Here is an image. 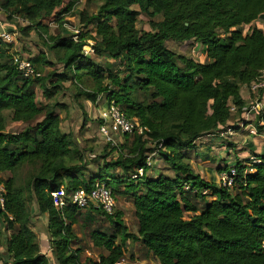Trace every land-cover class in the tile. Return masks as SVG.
I'll return each instance as SVG.
<instances>
[{
  "label": "trees",
  "instance_id": "trees-1",
  "mask_svg": "<svg viewBox=\"0 0 264 264\" xmlns=\"http://www.w3.org/2000/svg\"><path fill=\"white\" fill-rule=\"evenodd\" d=\"M83 1L0 0V12L10 24L20 18L28 23L19 28V37L35 33L46 50L28 58L38 75L26 78L14 62L16 55L23 58L16 44L0 36V174L24 166L45 171V177L32 181L31 196L40 215H47L56 264H117L130 242H142L160 264H264V156L257 165L240 161L232 166L237 176L227 189L196 173L188 155L204 137L236 132L244 120L242 90L264 71V30L251 27L244 35L238 29L264 18V0H104L95 14L79 10ZM143 15L162 21L143 31L138 29ZM68 16L78 17V34L64 35ZM53 21L63 35L51 34ZM169 41L201 43L209 63L176 53L166 46ZM90 42L93 55L85 56ZM49 52L63 72L43 76L46 67L55 65ZM102 58L109 60L103 64ZM66 83L78 101L96 104L104 96L138 127L123 143L105 145L113 147L107 156L115 159L106 158L95 175L84 150L61 131L58 110L68 112L67 105L50 107V87L64 90ZM38 84L49 100L45 105L37 101ZM6 112L13 123L28 125L18 136L7 132ZM156 151L154 160H164L174 176L154 177L155 166L147 167V159ZM141 168L144 176L133 179ZM117 171L123 176L115 177ZM98 183H105L115 200L118 189L112 184L128 188L137 233L117 209L113 215L94 207L59 210L52 202V193L62 187L71 194L91 191ZM0 184L7 190L0 225L6 224L3 237L12 264H51L37 243L36 218L27 211L23 188L14 177H0ZM95 212L112 223L111 229L89 233L94 246L106 252L99 260L74 248L79 241L75 226Z\"/></svg>",
  "mask_w": 264,
  "mask_h": 264
},
{
  "label": "rangeland",
  "instance_id": "rangeland-1",
  "mask_svg": "<svg viewBox=\"0 0 264 264\" xmlns=\"http://www.w3.org/2000/svg\"><path fill=\"white\" fill-rule=\"evenodd\" d=\"M104 0H84L81 5L79 6V10L87 9L90 13L95 14L98 12V8L103 4ZM5 15L3 12H0V15ZM6 16V15H5ZM3 21L6 19L4 16L1 18ZM67 22L69 23L68 26L64 29L63 33L64 35H70L73 33H76V31H79V20L77 16H68L66 17ZM162 21L161 17H157L155 20H150L146 15H143L140 17L138 22V29L143 31H148L153 28L154 22ZM8 22V21H7ZM9 23V22H8ZM50 32L52 35H63L62 29L60 28L59 24L57 22H50ZM28 25V23L23 19L17 20V30L14 33L15 36L19 34V28L24 27ZM251 27H256L259 29L264 30V18L261 20L255 22L251 26H243L239 28L238 30L242 31L244 35H246ZM171 43H167L166 46L168 48H171ZM190 45L188 44V47ZM188 47H182V45L179 44V47H176V52H181L184 54L189 55ZM202 48V50H201ZM15 50L18 52V54L22 55L24 58H33L35 56H38L39 54H42L46 50L42 47V42L39 38V36L35 33H32L30 38L22 39L21 37L18 38V42L15 45ZM200 51V55L204 53V47L201 43H198L196 45V51ZM192 52V51H191ZM50 60L55 64L54 66H48L45 68V73L43 76H46L52 72L62 73L63 68L60 64H58L57 59L54 55V53H48ZM199 52H196V55L193 54L194 57L198 59L201 56L199 55ZM108 58H102L98 59L99 62L106 64L108 62ZM64 90H62L61 87H50V93H52L53 97V104L56 102L65 104L68 107V112L66 110L59 111V114L62 117V123H61V131L63 133H70L72 135L73 141L75 143L76 147H79L81 150H84V154L86 158H90L88 161V164L90 166L88 167V170L90 173L97 174L100 168H103L105 166L106 158L109 159H115V156L108 157L107 154L113 147H105L106 143L102 136L99 134V122H98V115H94L96 107L94 104L93 106H89V112L87 113L86 109L82 110L80 108V104L82 105L83 100L78 101L75 99L74 96V88H71L70 83H66ZM36 91H37V101L40 105H45L49 103V100L45 98L43 88L40 84L36 85ZM104 96L101 97L99 100V106L103 103ZM83 102V106L84 103ZM91 103V102H90ZM49 107V108H50ZM87 114V117H86ZM7 119L10 117L9 113H5ZM97 119V120H96ZM28 125L21 124V123H13L10 118L8 119V126H7V132L13 135L18 136ZM228 139L231 141V138H228L225 136L224 140ZM215 141L218 140L215 144H211V142L208 143V145H213V148L216 149L207 152L210 153V157H207V154L201 155L202 157H197L198 152L196 149L189 152L190 161L192 163V167L196 173H199L204 178L207 179L209 182H217V168L216 166H220L222 163H224V160H222V157H225L223 146L225 144L223 143V139L215 138ZM132 138H129V144L132 143ZM127 144L129 147L130 145ZM149 148L153 149V151L156 149L155 145H148ZM212 149V147H211ZM203 153V152H201ZM211 153H216L215 155H212ZM220 153V154H219ZM93 157V158H92ZM117 157V156H116ZM193 157V158H192ZM215 157V158H214ZM94 159V160H93ZM97 159V160H96ZM202 161H200V160ZM92 160V161H91ZM98 161V162H97ZM158 161V162H157ZM227 162V167L230 170L232 168V163ZM213 163V165H212ZM212 165V166H211ZM167 164L164 160H155V168L153 169V175L158 174L159 172H165L168 174V168ZM115 173V172H114ZM221 175V174H220ZM220 175L217 176L220 179ZM46 173L43 170L37 169L36 167L32 166H24L19 168L15 173H4L0 174V177L2 180L6 181L9 178H16L17 184L23 188L24 190V199L27 204V211L28 213H32L33 216H35V229L36 233L38 235L37 243H39L40 248L43 252V254L47 255L50 259L51 264H56L54 253L52 250L51 243L49 241V236L47 233V215H40L38 211L37 203L35 202L34 198L31 196V183L36 177H45ZM117 176H123V173L120 171H117L115 173V177ZM219 183V181H218ZM122 185V184H120ZM111 189H115L116 191V203H117V212H120L124 216V222L128 226L129 230L131 232L137 233V220L134 215V206L133 201L131 198V195L129 194L128 188H124L122 186L121 188L116 187L115 185H111ZM86 211H82V213H86ZM188 217V214L186 215ZM112 223H110V220L108 217L100 212L92 213L91 219H86L84 216L80 218V222L78 225L75 226V231L78 236V243L75 245L74 248H82L84 250V255L87 257H90L94 260H99V258L106 254V252L103 249L97 248L92 243L89 233L92 229H98V230H105V229H111ZM0 253L3 254L5 262L4 264H12V260L7 255L6 250V242L3 235L6 233V224L0 225ZM10 235V233L8 234ZM127 258L130 259L131 264H160L158 260L151 256L150 253L144 248L142 245V242H130L128 244L127 248Z\"/></svg>",
  "mask_w": 264,
  "mask_h": 264
},
{
  "label": "built area",
  "instance_id": "built-area-1",
  "mask_svg": "<svg viewBox=\"0 0 264 264\" xmlns=\"http://www.w3.org/2000/svg\"><path fill=\"white\" fill-rule=\"evenodd\" d=\"M77 34L79 33L76 31ZM8 43H17L19 34L17 36L14 33H3L0 35ZM78 37L75 38V41ZM90 45L84 48L85 56L93 55V50ZM15 65L22 75L26 78H33L37 76L36 70L33 63L28 58H21L18 55L14 58ZM249 92V102L245 105L244 109L246 114L251 112H259L262 108V101L254 100L251 95L257 96V99L264 93V71L258 79L251 84L250 87L245 88ZM107 107L101 112L100 119L102 124L99 125V134L103 137L106 144H112L116 146L118 144V138L125 137L126 135H131L137 130V125L128 120L125 115L120 111V108L115 104H108L105 101ZM232 112H236V108L232 107ZM227 132L233 134L231 129H227ZM161 148V146H160ZM157 155V151L149 155L147 159V167L151 168L154 165V158ZM261 155L251 156L249 159L250 165H257L262 162ZM145 170L143 168L137 170L133 175V179H138L143 177ZM237 176V171L235 167L222 173L220 175L219 184L227 189H232L235 184V179ZM6 187L4 184H0V209L5 210L6 206ZM52 202L54 206L59 210H64L68 207H78L79 209H86L94 207L97 210L103 211L109 215H113L117 209L116 200L112 194V191L108 188L105 183H98L95 188L91 191H86L83 189L77 190L68 194L65 188H60L59 190L52 193ZM117 264H131L130 259L126 257L122 258Z\"/></svg>",
  "mask_w": 264,
  "mask_h": 264
},
{
  "label": "crops",
  "instance_id": "crops-1",
  "mask_svg": "<svg viewBox=\"0 0 264 264\" xmlns=\"http://www.w3.org/2000/svg\"><path fill=\"white\" fill-rule=\"evenodd\" d=\"M2 16H4L6 18L5 15H3V14L0 15V35L3 33L15 32L18 29L17 26L8 23L7 18L3 21L1 19ZM150 20H152V19H150ZM152 30H153V28L151 30H148V31H152ZM261 30H263V29H261ZM169 43H171V41H169ZM179 44L182 45V47L183 46L188 47V44L190 45L188 47V50H190L188 52L189 55L175 51L176 50L175 48L179 47ZM170 45H171V49H173V51H175L178 54L187 55V56L193 58L194 60H196L200 63H209V61H208V59L204 53H202L200 55V51L202 50V48H201V50L196 51V45H198V43L194 44L193 42H188L186 44H182V43L172 42V44H170ZM196 52H199V55L201 56L200 58L198 57V59L196 58L197 56L196 57L193 56V54L196 55ZM249 97H250L249 92H247V90L243 89L242 90V99L244 100V102L246 104L249 102ZM251 98L254 100L262 101V108L259 112H251V113H247V114L245 113L244 118H243L244 119L243 122L240 123L238 126L239 130H237L236 132H233V134L228 133L226 130H224V131L221 130L220 132H217L216 134H212V135H209L207 137H204L203 139H201L200 141L197 142V146L195 148L196 151L198 152L197 157L201 158L202 157L201 155H203V154H207L206 156L210 157L209 156L210 153H207V152H211L213 150L216 151V149L213 148V145H208V143L211 142V144H215L218 141V140L215 141L214 140L215 138L223 139V143L225 144V146H223L225 157H222V160H224V163H222L220 166H216L217 173L219 175L225 172L224 169H226V167L228 165L227 164L228 161H230L229 163H232V166H234L237 164V162L241 161V162L247 163V162H249V159L251 156L261 155L264 153V119H263V115H264V93H262V95L258 99H257V96H255V95H251ZM100 99H101V97L98 99L97 103L94 104L95 106H97L95 113H94L95 116H96V114L98 115L97 119H100L101 112L103 110H105V108L107 107L105 100H103V103L99 106V102H100L99 100ZM92 104L93 103H90L89 101L84 103V108L86 109L87 113L89 112V106H91V107L93 106ZM259 127H263V128L261 129ZM225 136H227L228 138H231V141H229L228 139L224 140ZM124 141H125V137L118 138V143H123ZM211 147H212V149H211ZM201 152H203V153H201ZM211 154L215 155L216 153H211ZM154 162H155V160H154ZM212 165H213V163H212ZM154 166H155V164H154ZM158 174H166V175L174 176V173L170 172V171H168V174L165 172H159ZM158 174H155L154 177H156ZM217 175H216L217 182L214 181L216 183H218V181H219V177ZM201 177L204 178L202 175H201ZM204 179L207 181L206 178H204ZM134 233H136V232H134Z\"/></svg>",
  "mask_w": 264,
  "mask_h": 264
},
{
  "label": "bare ground",
  "instance_id": "bare-ground-1",
  "mask_svg": "<svg viewBox=\"0 0 264 264\" xmlns=\"http://www.w3.org/2000/svg\"><path fill=\"white\" fill-rule=\"evenodd\" d=\"M103 100H104V98H103Z\"/></svg>",
  "mask_w": 264,
  "mask_h": 264
}]
</instances>
